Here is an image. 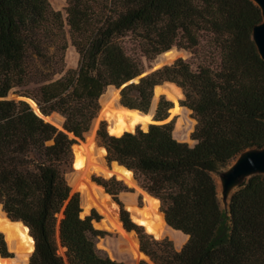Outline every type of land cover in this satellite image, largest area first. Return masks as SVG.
<instances>
[{"label":"trees","instance_id":"trees-1","mask_svg":"<svg viewBox=\"0 0 264 264\" xmlns=\"http://www.w3.org/2000/svg\"><path fill=\"white\" fill-rule=\"evenodd\" d=\"M66 2L63 12L49 0H0V203L30 229L29 264H122L96 248L92 238L102 232L93 221L100 216H81L80 193L66 178L72 147L84 140L109 86L122 88L121 104L148 113L155 86L165 81L184 89L180 104L197 119L196 144L174 137L172 102L164 97L147 131L110 136L104 121L97 130L108 163L140 171L135 178L149 194L151 183L158 192L177 189L161 196V210L188 240L177 250L168 238L140 233L141 251L155 264H264V175L247 178L227 207L214 178L244 151L264 147V59L252 36L263 20L260 7L252 0ZM129 32L149 61L170 63L181 48L192 56L141 77L119 41ZM201 36L222 51V66L198 64L192 50ZM70 44L79 53L76 68L66 65ZM13 90L43 115L60 114L63 129L25 99L7 98ZM94 181L117 201L125 188L115 176ZM121 220L138 229L124 209ZM0 255L13 257L2 233Z\"/></svg>","mask_w":264,"mask_h":264},{"label":"rangeland","instance_id":"rangeland-1","mask_svg":"<svg viewBox=\"0 0 264 264\" xmlns=\"http://www.w3.org/2000/svg\"><path fill=\"white\" fill-rule=\"evenodd\" d=\"M49 1L55 10H60L64 12V9L67 5L66 0H49ZM119 41L121 45L123 46L126 54L130 58L136 60L141 65L142 70H143V73H142L143 75H147V74H150L156 71V69L153 67L154 59L149 61L146 58L145 54L140 49L138 42L135 40L134 36L130 32L122 36L119 39ZM181 43H182V46L183 45L188 46L187 41H181ZM176 47L178 46L174 45L171 49H178ZM216 49L218 50V47H216L212 39L201 36L199 38L198 46H196V48H194L192 51H195L196 54H198L199 56L197 58L199 59L198 64L199 63H209L211 66H214V67H216V65L222 66V57H221L222 51L220 52V54H218ZM178 50L181 52V55L176 57L174 61H176L179 58L183 60L188 59L192 56V53L190 52L191 50L184 49V48H181ZM78 63H79V53L77 52L75 47L72 44H70L67 50V53H66L67 68H76L78 66ZM166 65H169V64L167 63ZM165 82H170V81H165ZM178 86L174 84H167L163 88H158L157 91L161 94H166L167 98L164 97L166 100H168V98L170 99L180 98L179 101L181 102L182 100L185 99V92H184V89L179 86L184 92V96H182L181 89ZM109 90L117 92V100L111 102L109 105H106L107 119L109 120L111 124V126L108 128L110 134L118 136L125 131L132 132L140 124L146 125L148 123H151L150 114L144 115V114L137 112L136 110H130L120 104L121 97H119V93H121V89L117 91L113 87H108L105 93L102 95V97ZM14 91L15 90L11 91L7 98L14 99L17 101L20 99H25L26 101L30 103L33 109H35V111L41 117H43V114L39 112L40 111L39 109H37V103L33 99L23 98L20 96V94L15 93ZM101 101H103L102 98H101ZM156 102H157V99L152 101V105L149 110L150 112L153 111L155 109V106L158 105V102L157 103ZM173 117L175 119L174 131H173L174 136L181 142H187L190 145L196 144V140L192 138L194 127H196L197 125V122H196L197 119L194 117L193 112H191L188 109V107L181 105V108L177 106L174 112L171 113L170 118H173ZM44 119L47 122L54 124L59 129H62L63 127L64 118L58 113H52L51 115L44 117ZM103 121L105 122V128L107 129L108 121L106 120H103ZM101 122L102 121H97L95 124L94 123L92 124L89 130L91 132L88 134L86 133L84 137L85 144H83L81 147L84 148V146L86 145L88 141L86 136L92 135V138L94 139V145H97L99 148H103L104 145L102 144L101 140L97 136V130L99 129ZM103 159H104V162H106L107 160L106 153H103ZM232 163L233 161H231L229 165L224 170H222V172L227 170ZM76 169L80 171V169H78L77 167ZM221 173H214V178L216 182L218 183L219 196H220L221 201L223 202V197H222L221 190H220L221 186H219V180H220ZM92 176H93V179L94 177H100V178H104L107 180L111 178V177H105L99 174H93ZM66 178L72 189V192L80 193V198L82 199L83 193L81 191H78L72 188L71 186L70 181H71V178H73L71 175V168H69V170L67 171ZM116 179L122 181L125 188L121 190L120 193L118 194V201L115 200L113 195L109 193H108L109 195L106 194V201H107L106 205L108 204L107 210L115 214V217H117L124 234H129V236L132 237V240L137 245V251H138L139 256L134 257V254L130 250L121 246V243H123L124 245H127L125 240L121 239L122 236L123 238L125 237L123 233L109 228V226L106 224L107 222L105 221L104 211L98 210V208L93 207L94 209L92 208V211H95L100 216L99 223H96L95 220L93 221L94 228L102 232V235H98L97 237L92 238L96 242V248L98 251H102L104 254H106V256H109L111 259L116 260L117 262H120L122 264H139L141 260H146L149 262V260L144 258L142 253L140 252V241L138 240L140 233H145V232L149 233L153 235L155 238L160 239V240H162V238L164 239L168 238L172 240L175 244H177V246H181L187 241L183 233L172 230L166 224L164 220V216H163V211L161 210V194L162 193L156 191L152 183H151L152 185L151 190H152V193H154L153 197H155L157 200L156 199L153 200L152 198L150 199V197L146 195V193H149L148 189L146 187H141V185L138 183L136 178L135 179L137 182V186H131L117 177ZM93 184L95 186H99L102 192H104L102 185L98 184L96 181L93 182ZM165 192L176 194L177 189H172V190H168ZM96 198L98 199L99 196H97ZM122 209L126 210L129 213V217L131 221L138 227V229H132L129 232H127L124 229L123 227L124 223L121 220V210ZM133 214L135 215L134 217H133ZM0 233L4 235V232H2L1 230H0ZM13 237H17V240H18L17 243L19 244L21 243L20 245L17 246V249L21 251L12 250L9 247L8 241L6 239V235H4L8 250L11 253H13L14 258L4 259L0 257V264H27V258L29 257L32 251L28 252V250H26V246L21 241V238L18 235L15 234L13 235ZM21 245L22 247H20ZM61 250L62 249H60L59 251ZM61 254H63V251L61 252ZM131 254L133 255L134 258H136L135 261L131 258L130 256Z\"/></svg>","mask_w":264,"mask_h":264},{"label":"water","instance_id":"water-1","mask_svg":"<svg viewBox=\"0 0 264 264\" xmlns=\"http://www.w3.org/2000/svg\"><path fill=\"white\" fill-rule=\"evenodd\" d=\"M254 3H256L261 11H262V16H263V20L260 24L256 25L254 28H253V41L256 45V48H257V51L259 53V55L261 56L262 59H264V0H252ZM157 56H160L157 55ZM175 61H171L170 63H168L169 65H172ZM167 64V63H166ZM165 63L161 64V60L158 59V58H154V61H153V67L158 70V69H161L163 68L164 66H166ZM142 76H145V75H141ZM167 84H174L176 86H178L176 83H173V82H164L162 84H159L157 86H155L154 88V94H153V101L155 99H157V102H159L161 100L162 97H165L167 98L166 94H161L157 91L158 88H163L165 87V85ZM109 87H113L115 90H119V89H122V88H117V87H114V86H109ZM179 87V86H178ZM180 88V87H179ZM181 89V88H180ZM181 92H182V96H184V92L183 90L181 89ZM119 97H121V93H119ZM101 98L102 96L100 97V100H99V103H100V110L98 112V115L97 117L93 120L92 124L96 123L97 121H103V120H106L108 121V124H107V133L110 135V136H115L113 134H110L109 132V127L111 126L109 120L107 119V110H106V104L104 102L101 101ZM180 98L178 99H175V98H168L169 101L172 102V107L169 111V118L171 116V113L174 112L175 108L178 106L181 108V104H180V101H179ZM156 102V103H157ZM121 104V102H120ZM122 106H124L123 104H121ZM126 107V106H124ZM37 108L39 109V106L37 105ZM128 108V107H126ZM156 108L157 106H155V109L153 111H149L148 113L146 112H142V111H139L137 109H131V108H128L130 110H136L137 112L141 113V114H144V115H147V114H150L151 115V123H148L146 125H142L140 124L139 126H137L133 131L135 132L137 130V128H140L142 130H145L147 131L149 129V125L150 124H153V123H156L155 119H154V116H155V112H156ZM189 109V108H188ZM40 110V109H39ZM191 112H193L191 109H189ZM44 117H47L45 115H43V118ZM174 118V117H173ZM173 118H170V120H172ZM197 122V121H196ZM92 126V125H91ZM63 129V127H62ZM194 130H195V127H194ZM193 130V131H194ZM91 131H88V133H90ZM126 132H131V131H125L123 132L122 134L116 136V137H120L122 136L124 133ZM86 135V134H85ZM174 135V133H173ZM87 137V136H86ZM175 137V136H174ZM176 138V137H175ZM177 139V138H176ZM178 140V139H177ZM180 141V140H179ZM83 144H85V139L84 140H79L78 143L74 144L73 147H72V151H73V159H72V166H71V175L73 177V175L78 171L75 167V161H76V147H81ZM104 150H105V153L107 155V149L105 146H103ZM105 168L107 169L108 172H111L113 167L114 166H118V167H121L127 171H136V172H139L137 169H130L129 167L125 166V165H122L116 161H113L111 163H108V161L106 160L105 162ZM256 174H263L264 175V147L263 148H260V149H249V150H246L244 151L243 153H241L234 161L233 163L230 165V167L225 170L224 172L221 173L220 175V182H221V194H222V197H223V202L227 204L228 200L230 199L232 193L247 179L249 178L250 176L252 175H256ZM115 176L114 174H109L107 177H113ZM72 179V178H71ZM90 181L91 182H95L94 179H93V176H90ZM104 189V193L105 194H108L105 190L104 187H102ZM168 190H172V189H164L162 191H160L162 194H165L167 192L165 191H168ZM164 192V193H163ZM109 195V194H108ZM113 200V198H112ZM1 205V210L5 213L7 219H9L11 222H15V223H20L23 227L27 228L28 229V234L29 236L33 239V249H32V252L30 253L29 257L27 258V264H29V260H30V257L32 255V253L34 252L35 250V241H34V238L33 236L31 235L30 233V229L29 227L22 221H14L12 220L8 214L4 211L3 209V205L0 203ZM81 208H82V212H81V216L84 218L88 215L91 214L92 212V208H90V205L87 203V201L83 198V194H82V199H81ZM164 214V212H163ZM135 215L133 214V217ZM164 218H165V214H164ZM165 222L166 224L174 231H181V230H177L175 228H173L171 225L168 224V222L166 221V218H165ZM96 223H99L96 221ZM123 227L124 229L129 232V230H127L123 224ZM145 232V231H144ZM183 234H185L183 231H181ZM146 233V232H145ZM148 235H151L149 233H146ZM154 239L156 240H160V239H157L155 238L153 235H151ZM188 236V235H187ZM164 239V238H162ZM139 240V238H138ZM140 241V240H139ZM174 243V242H173ZM185 244V243H184ZM183 244V245H184ZM183 245L181 246H177V244L174 243V246L176 249L180 250ZM140 252L142 253L143 257L146 258L147 260H149V262L151 264H155L153 261H151V259L144 253L141 251L140 249ZM1 256V255H0ZM2 258L4 259H9V258H14V257H8V258H5L3 256H1Z\"/></svg>","mask_w":264,"mask_h":264},{"label":"bare ground","instance_id":"bare-ground-1","mask_svg":"<svg viewBox=\"0 0 264 264\" xmlns=\"http://www.w3.org/2000/svg\"><path fill=\"white\" fill-rule=\"evenodd\" d=\"M102 102H104L106 105H109L111 102L117 100V92L115 91H108L103 97ZM87 143L83 147L76 148V161H75V167L80 169V171L76 172L73 175V178L71 179L70 183L72 188L81 191L83 193V198L87 201V203L90 205V208L96 207L98 210L104 211L105 214V222L109 228L115 231H120L125 236L121 239H124L127 245H124L121 243L122 247H125L126 249L130 250L134 257L139 256L137 251V245L132 240V237L129 236V234H124V232L121 229L120 223L115 217V214L113 212H110L107 210L106 205V194L102 192L101 188L99 186H95L93 182L90 181V176L93 174H99L102 176L107 177L109 174H114L117 178L123 180L127 184L131 186H137V182L135 179V175L133 171H127L121 167L114 166L111 172H108L105 168V162L103 159V153H105L104 148H99L97 145H94V139L92 138V135L87 136ZM92 152H91V150ZM99 196L97 199L96 197ZM150 199L153 198V196L149 193H146ZM94 209V208H93ZM112 211V210H111ZM103 213V212H101ZM104 221V220H103ZM105 224V225H106ZM108 228V227H107ZM0 230L4 232V235H6V239L8 241L9 247L14 251H21L17 249V246L20 245L17 243V237H13V235H18L21 238V241L26 246V250L28 252H31L33 249V239L28 234V229L23 227L20 223L11 222L9 219H7L5 213L1 210L0 206ZM22 247V245L20 246ZM59 251L64 252V249ZM25 250V252H26Z\"/></svg>","mask_w":264,"mask_h":264},{"label":"crops","instance_id":"crops-1","mask_svg":"<svg viewBox=\"0 0 264 264\" xmlns=\"http://www.w3.org/2000/svg\"><path fill=\"white\" fill-rule=\"evenodd\" d=\"M216 181V180H215ZM216 184H217V190H218V183L216 182ZM219 186H221V182H220V180H219ZM220 190H221V188H220ZM219 191V190H218ZM219 193V192H218ZM220 197V196H219ZM222 202V201H221ZM227 204H229V200H228V202H227ZM222 205H223V207H227V205L224 203V202H222ZM185 237H186V240H188V236H186L185 235Z\"/></svg>","mask_w":264,"mask_h":264}]
</instances>
